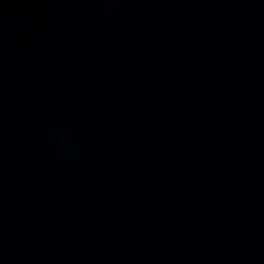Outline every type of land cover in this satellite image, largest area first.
Listing matches in <instances>:
<instances>
[{
	"label": "water",
	"instance_id": "95a60500",
	"mask_svg": "<svg viewBox=\"0 0 264 264\" xmlns=\"http://www.w3.org/2000/svg\"><path fill=\"white\" fill-rule=\"evenodd\" d=\"M0 264H264V0H0Z\"/></svg>",
	"mask_w": 264,
	"mask_h": 264
}]
</instances>
